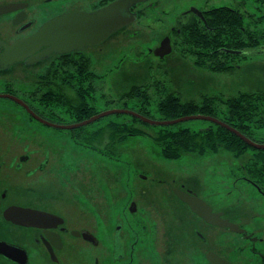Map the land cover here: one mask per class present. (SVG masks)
Returning <instances> with one entry per match:
<instances>
[{
	"label": "rangeland",
	"instance_id": "1",
	"mask_svg": "<svg viewBox=\"0 0 264 264\" xmlns=\"http://www.w3.org/2000/svg\"><path fill=\"white\" fill-rule=\"evenodd\" d=\"M234 1L141 2L138 9L143 13L136 21L107 39L102 51L89 50L95 70L96 90L92 95L85 93V98L96 103L98 111L115 108L137 111V99H121L122 92L128 91L135 84L148 85L156 80L161 81L165 88L177 91L183 99H199L200 94L204 93L227 97L245 87L264 88V65L250 68L246 63L229 74L211 73L193 64L191 56L166 55L161 58L154 54V48L164 37L171 35V30L177 26L184 12L191 8L201 10L214 5L233 4ZM33 2L35 10H38L36 0ZM1 29L4 30V27ZM253 59L264 64L261 53ZM156 86L159 87V83ZM67 94L71 95V92L68 91ZM157 98L152 94L149 112L151 118L158 120L162 115L156 109ZM8 110L9 107L0 108V140H10L9 143L13 144V149L3 152V156L11 157L22 153L23 149L20 145L22 141H14V135H5L2 130L8 124L4 117ZM17 113L21 115V120L16 122L24 124L21 132L29 134L27 139L36 138L42 152L44 149H53L63 158V162H57L53 166V169L56 168L54 177L57 183L48 182L42 186L30 181L29 177L24 179L23 175V187L41 190L43 193L52 191L54 200L52 198L51 203H61L71 210L72 219L76 221L72 223L73 226H88L99 241V246L90 244L89 249L73 250L71 259L66 264H83L81 256H85L84 264H134L138 258L140 261L149 259V264H156L161 240L168 227L167 222L173 220L183 223L178 255L181 264H205L203 252L206 248L224 255L235 264H255V255L249 249L247 240L226 228L206 224L178 199L172 192V187L197 193L214 210L224 211L230 222L261 236L263 240L258 242V246L264 250V197L250 184L235 181L229 175L231 165H237L239 161L232 154L220 151L204 157L184 154L179 159L165 158L159 155L157 146L150 137L159 126L135 121V126L150 135H129L113 148L116 156L112 153L107 156L88 146L78 145L72 138V134H75L72 131L39 125L37 121L32 124L26 116ZM54 116L56 120L67 124L74 123L76 117L74 114L63 113L62 106H58ZM123 118H126L123 114H109L102 117L100 122L85 127L91 130L110 119ZM207 124V120L191 119L175 123L171 127L197 130L207 128ZM256 133L257 136L264 137V127L257 129ZM45 156L44 153L38 155V162L43 161ZM68 156L69 161L66 160ZM12 170L10 167L6 172L12 175ZM132 202L135 203V210H130ZM135 221H140L143 225L136 226ZM119 225L124 238L117 241L115 237ZM133 228L138 231L142 229L136 235L137 239ZM18 230L19 228L12 230L2 226L0 235L12 240L28 238L26 232H17ZM143 231L149 232V235L143 237ZM202 235L205 236V242ZM29 248L31 264H39L37 260L43 258L40 257L38 247L31 244ZM46 264L49 263L46 261Z\"/></svg>",
	"mask_w": 264,
	"mask_h": 264
},
{
	"label": "flooded vegetation",
	"instance_id": "2",
	"mask_svg": "<svg viewBox=\"0 0 264 264\" xmlns=\"http://www.w3.org/2000/svg\"><path fill=\"white\" fill-rule=\"evenodd\" d=\"M110 1L113 0H36L38 10H35L36 7L34 6L33 0H0V5L9 3L17 5L15 10L0 14V39L8 44H12L36 32L42 23L58 14L74 10L92 11L104 6ZM219 7H225L230 12V17L234 23L232 22L229 29L237 26L239 30L243 32V35L253 37L252 44L243 49L238 47H221V49L226 48L238 51L229 52L232 54L231 65L240 67L247 63L250 65V68L263 66V62H259L253 58L260 55V51L264 52V0H235L233 4L214 5L210 8L216 9ZM131 10L137 12L139 17L138 6H133ZM201 10L204 11L207 9ZM191 16V12L182 14V17L187 19H191ZM183 21H185V19ZM130 24L116 30L110 34L107 39L114 37L120 33L121 30H125ZM179 25L178 23L177 26ZM2 27H4V30L1 29ZM173 29L171 30V35H169L172 51ZM236 32L239 34L238 30H236ZM107 39L95 46L87 47L82 50L63 53L51 52L47 57L32 62H28L30 56H27L12 63L7 68L0 69V95H7L0 96V108L6 109L9 107L8 112L4 116L8 124L7 127H2V130L5 135H14V141H22L20 145L23 149L20 154H14L11 157L3 156L4 151L8 152V150L13 149L14 146L12 143H9L10 140L7 142L0 140V227L7 226L12 230L19 228L17 232H26L28 234V238L18 240H12L7 238V236L0 235V241L10 245L9 249L2 243L0 247V264H31L32 258L29 250L31 244L38 247L40 257L43 258L37 260L39 264H46V261L49 264H66V262L71 259L73 250L75 251L82 248L86 250L89 249L90 244L94 246L99 244L98 238L90 231L88 226H80L78 228L73 226L72 223L76 221L72 219L71 210L65 208L61 203H51L52 198L54 200L52 191L43 193L41 190L36 191L35 189L23 187V175H25L24 179L29 177L31 179L30 181L38 182L42 184V186H45L48 182L57 183L54 177L56 168L53 169V166L56 165L57 162H63V158L53 149H44V152H42L43 149L39 142L36 141V138L29 137L27 139L29 134L27 135L21 132V127H23L24 124L17 123L16 120H21V117H19L21 115L17 112L26 116L28 122L33 124L37 121L39 125H42V122H40L34 114L44 119L55 117L54 113L57 107L56 98H53V96L55 97V95H57L58 89L60 88L66 98L70 100L74 99L75 94V92H73L75 81H73V73L75 72H71L67 66L66 68H62L65 66V60L73 59L71 63L75 62L79 66H82L84 61L88 64V61L92 62L89 50L102 51L104 48L103 44ZM45 48V46H42L31 55L36 56V54L40 53ZM3 49V45H0V54ZM92 55L94 54L92 53ZM262 55L264 56V54ZM91 65L93 67L92 63ZM90 80L91 78H89V81ZM17 83H20V85ZM94 83H96V79ZM244 89L245 91H253L261 88L245 87ZM68 91L71 92V95L67 94ZM9 96H13L20 100L21 103ZM26 106H28L29 109H27ZM21 138H23V140H21ZM42 153L46 156L43 161L38 162V155H42ZM66 160L69 161V156ZM49 161L51 162L49 163ZM10 167L13 169L12 175L6 172ZM231 167H233V165H231ZM234 180L250 184L258 194L264 197V188L259 186V184L251 178L244 176L241 180ZM187 191L195 193L191 190ZM62 192L64 193L65 191L62 190ZM8 209H18L16 210L17 213L12 211L10 216L16 217V214H20V217H16L20 222H14L10 217L5 216L4 212ZM212 211L220 212L221 218L231 221L224 211L214 210L213 208ZM45 213L51 216H45ZM200 219L202 218L200 217ZM202 220L208 225L220 227L210 224L204 219ZM167 223L168 227L161 240L162 244L157 254L156 264H181L178 261V255L180 251L179 240L183 231V223L180 220H173ZM134 225L140 226L143 225V223L135 221ZM237 226L243 229V231H232L228 227L220 228H226L231 232L240 234L241 237L248 241L249 249L255 255V264H264V250L260 249L258 246V242H262L263 238L261 236H256L253 232L247 231L240 225ZM117 229L115 239L118 241L124 238V236L120 232V225ZM86 231L93 234L94 238H92V240L84 237L83 232ZM141 231L142 229L139 231L135 230V238ZM147 235H149V232L143 231L142 236L145 237ZM202 239H205L204 235H202ZM205 241L206 239L203 240V242ZM4 250L5 253H2L1 251ZM207 251H213L230 264H235L224 255L210 248H206L203 252L205 264H211L206 258ZM84 259L85 256H81L80 260L83 264ZM140 260V258H138V260L136 259L134 264H149L150 262L148 261L149 259L145 261ZM123 264L132 263L128 262Z\"/></svg>",
	"mask_w": 264,
	"mask_h": 264
},
{
	"label": "trees",
	"instance_id": "3",
	"mask_svg": "<svg viewBox=\"0 0 264 264\" xmlns=\"http://www.w3.org/2000/svg\"><path fill=\"white\" fill-rule=\"evenodd\" d=\"M142 13V10L138 11L139 16ZM191 14V19L181 16L180 25L172 31L175 54L191 56L193 64L201 66L206 72L231 73L236 68L231 65L232 54L226 48L221 49V47L243 49L252 44L253 37L243 35L237 26L229 29L234 21L225 7L204 10L203 18L194 13ZM184 19L185 21H183ZM236 30L239 31V34ZM72 61L73 59L65 60L63 68L67 66L71 72H75L73 81L75 80L74 91H77L75 93L77 99L66 98L60 88L53 98H56L57 109L58 106H62L63 113L74 114L76 116L74 122H79L98 112L97 104L85 98V93L92 95L96 90L94 86L95 70L89 61L88 64L84 61L82 66L75 62L71 63ZM89 78H91L90 81ZM157 83H159V87L156 86ZM148 85L135 84L128 91L122 92L120 98L124 100L137 99L139 102L137 112L151 118L149 105L152 94H154L158 97L156 109L162 115V118L158 120L176 119L190 114L211 115L237 129L254 142L264 143V137H259L256 133L257 129L264 127V88L243 91L227 97L204 93L200 94L199 99H183L177 91L165 88L161 81L156 80ZM123 115L126 118L122 120L110 119L100 127L91 130H87L83 125L67 129V131L75 133L72 134V138L78 145L88 146L107 156L110 153L116 156L113 148L122 143L127 136L150 135L133 123L145 121L132 115ZM47 119L63 123L54 117ZM101 119L95 122L98 123ZM171 125L173 124L158 125V129L153 131L150 136L157 146L159 155L168 159H179L184 154L204 157L225 151L239 159L237 165H233L229 169V175L233 179L241 180L244 176L249 177L264 188V148H255L249 145L229 129L211 121H208L207 128L197 130L188 127L173 128ZM248 150L250 151L247 152Z\"/></svg>",
	"mask_w": 264,
	"mask_h": 264
},
{
	"label": "water",
	"instance_id": "4",
	"mask_svg": "<svg viewBox=\"0 0 264 264\" xmlns=\"http://www.w3.org/2000/svg\"><path fill=\"white\" fill-rule=\"evenodd\" d=\"M144 1L145 0H113L105 4L104 6L96 8L92 11L74 10L64 12L48 19L39 26L36 32L30 34L27 37L21 38L13 42L12 44H8L0 39V45H3L4 47L2 53L0 54V69L7 68L12 63L27 56H30L28 62H32L40 58L47 57L51 52H70L97 45L107 39L108 36L116 30L135 21L137 18V14L136 12H133L131 8ZM16 8V4H1L0 14L13 11ZM189 11L194 12L200 18L203 17L202 12L197 8H191ZM42 46H45L46 48L43 49L40 53L36 54V56L31 55ZM153 51L154 54L159 57H164L165 55L169 54L172 51L169 37H164L161 43L157 47H155ZM227 51L235 52L233 50ZM9 97L21 103L20 100L14 98L13 96ZM26 107L27 109H29L28 106ZM114 113L132 115L153 125H170L191 119L207 120L220 124L223 127L229 129L231 132L235 133L243 140H245L249 145L255 148H264V144L256 143L250 140L232 126L211 115L190 114L178 117L176 119L156 120L146 117L134 110L115 108L101 111L95 115L90 116L87 119L69 124L54 123L43 119L36 114L34 115L38 120L46 125L53 126L59 129H73L92 123L101 117ZM172 192L178 197V199L186 203L192 212L204 219L206 222L220 227H228L232 231H243V229L239 228L236 224L228 221L227 219L221 218L220 212L212 211L211 206L202 198L197 196V194L187 190H183L179 187H172ZM135 209V203L132 202L130 204V210ZM16 210L8 209L4 212V214L6 217H10L14 222H20L16 218L20 217V214H16V217L10 216V213H12V211H15L14 213H17ZM44 215L51 216L48 213H45ZM83 235L89 240H92V238H94L93 234L89 231L83 232ZM2 243L9 248L10 245L1 241L0 247L2 246ZM1 252L5 253V250ZM206 258L211 262V264H230L228 261L218 256L213 251H207Z\"/></svg>",
	"mask_w": 264,
	"mask_h": 264
}]
</instances>
